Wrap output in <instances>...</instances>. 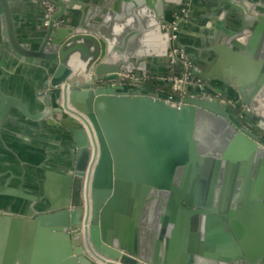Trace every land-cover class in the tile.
<instances>
[{
  "label": "water",
  "instance_id": "95a60500",
  "mask_svg": "<svg viewBox=\"0 0 264 264\" xmlns=\"http://www.w3.org/2000/svg\"><path fill=\"white\" fill-rule=\"evenodd\" d=\"M11 1L0 133L14 116L18 149L0 134L16 168L0 173V264H264V0H36L35 47ZM187 1L174 44L210 86L189 91L246 107L245 123L214 98L94 84L171 87L163 26Z\"/></svg>",
  "mask_w": 264,
  "mask_h": 264
},
{
  "label": "crops",
  "instance_id": "0c3cea01",
  "mask_svg": "<svg viewBox=\"0 0 264 264\" xmlns=\"http://www.w3.org/2000/svg\"><path fill=\"white\" fill-rule=\"evenodd\" d=\"M12 6L14 8V15L17 19L20 20L19 24H20V28L23 26V28L21 29L22 32H18L17 33V40L19 41V43L28 40V42L30 43L31 47H35L37 46V42L40 39L41 34L38 33V20L41 18V16L43 15V12H41L40 7L37 5V1L36 0H12ZM90 2L94 3L95 0H90ZM61 20V19H60ZM2 21L0 20V65L3 63L5 64L7 61L4 57L5 56H11V53L9 51L10 46L9 43L6 41H3V37H2ZM174 74V70L173 69H169L168 72L166 73L167 77H165V79L169 78L171 75ZM161 78V77H160ZM155 81L157 80L156 78H153ZM160 80V81H158ZM158 82H163L162 79H158ZM165 81V80H164ZM164 83V82H163ZM146 86H149L150 89H154L159 91L162 94H171V89L170 86L168 84H157L156 86H152L150 84L145 83ZM204 88L206 90L209 91L210 86H204ZM211 92L213 93H222L221 91L222 89L219 87H211ZM47 94H51V92H44ZM191 95L193 94H197L196 91H192L189 92ZM225 99V98H224ZM7 118L10 120L9 122H7ZM5 121H4V127L6 129L3 130L2 135L8 137L6 145L8 146V148L4 147V153H11L12 154V150H17L18 145L17 142L15 141V139H9L11 135V133H13L14 131V116H8ZM22 126L20 127V133L27 135L31 129V127L27 124H21ZM12 131V132H11ZM40 131V130H38ZM41 132V131H40ZM0 143L4 144L1 140ZM45 144V142H44ZM12 147V148H11ZM11 148V149H10ZM1 152V151H0ZM13 155V154H12ZM2 157V158H1ZM13 162H11L9 155L6 156L5 154H3V156H0V173L1 172H6V171H12L15 172V165L12 164ZM44 179V177H42ZM8 181L10 183H14V181H16V179H8ZM3 198V200H11V197H6V196H2L0 195V199Z\"/></svg>",
  "mask_w": 264,
  "mask_h": 264
},
{
  "label": "built area",
  "instance_id": "2783aa9c",
  "mask_svg": "<svg viewBox=\"0 0 264 264\" xmlns=\"http://www.w3.org/2000/svg\"><path fill=\"white\" fill-rule=\"evenodd\" d=\"M52 11V8H48V13ZM190 14V3L189 1L182 4L177 14L173 15V20L170 23H167L163 26V31L168 35V39L170 41V49L168 52V58L170 64L173 67H178V74L171 75L166 79L167 83H171V96H177L179 98H185L187 96L191 97H200L204 99H217L220 102L224 103L228 107L232 109H242L243 111H247L246 107L238 106L236 102H232L226 100L222 97L205 95V94H193L191 95L189 89L197 90L204 88V84L200 81L192 78L190 76V64L188 63V59L183 53V51L174 44L176 40V32L178 30L179 23L185 21ZM47 23V22H46ZM61 22L57 21L54 23V26H61ZM145 85L144 81L136 79L133 75H128L124 73H117L111 79L104 82V86H109L112 88H121V87H134L138 88ZM240 116L244 118L242 112H240ZM240 118V117H238Z\"/></svg>",
  "mask_w": 264,
  "mask_h": 264
},
{
  "label": "trees",
  "instance_id": "16d2710c",
  "mask_svg": "<svg viewBox=\"0 0 264 264\" xmlns=\"http://www.w3.org/2000/svg\"><path fill=\"white\" fill-rule=\"evenodd\" d=\"M101 83H102V82H101ZM101 83L98 82V83H94V84H95V85H100ZM146 83H147V84H150V85H152V86H156V85H157L154 79H149L148 82H146ZM234 110H235V114H236L238 117H240L239 119L241 120V122L245 123L246 121H245L244 118H242V117L240 116L239 111H238L237 109H234Z\"/></svg>",
  "mask_w": 264,
  "mask_h": 264
},
{
  "label": "bare ground",
  "instance_id": "6f19581e",
  "mask_svg": "<svg viewBox=\"0 0 264 264\" xmlns=\"http://www.w3.org/2000/svg\"><path fill=\"white\" fill-rule=\"evenodd\" d=\"M84 185L82 184V189H81V195H82V198L84 197V187H83Z\"/></svg>",
  "mask_w": 264,
  "mask_h": 264
},
{
  "label": "flooded vegetation",
  "instance_id": "af4514ba",
  "mask_svg": "<svg viewBox=\"0 0 264 264\" xmlns=\"http://www.w3.org/2000/svg\"><path fill=\"white\" fill-rule=\"evenodd\" d=\"M43 5H45V4H43ZM46 15H48V13L46 14ZM57 21H60L61 22V24H63V21L62 20H57ZM105 82V81H104ZM104 82H102L101 84H103L104 85ZM56 92H58V91H56ZM263 140H264V138H262Z\"/></svg>",
  "mask_w": 264,
  "mask_h": 264
},
{
  "label": "rangeland",
  "instance_id": "374dc122",
  "mask_svg": "<svg viewBox=\"0 0 264 264\" xmlns=\"http://www.w3.org/2000/svg\"><path fill=\"white\" fill-rule=\"evenodd\" d=\"M70 86L73 87L74 84L73 83H70ZM79 88H83L82 86H79Z\"/></svg>",
  "mask_w": 264,
  "mask_h": 264
}]
</instances>
